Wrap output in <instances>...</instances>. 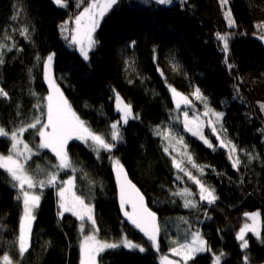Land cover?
Returning a JSON list of instances; mask_svg holds the SVG:
<instances>
[{"label": "trees", "instance_id": "obj_1", "mask_svg": "<svg viewBox=\"0 0 264 264\" xmlns=\"http://www.w3.org/2000/svg\"><path fill=\"white\" fill-rule=\"evenodd\" d=\"M63 2L58 6L54 0H0V44L4 45L0 88L8 94L0 96V126L11 133L34 122L35 116L47 122L44 62L52 55L51 78L72 111L108 141L111 124L118 123L122 140L114 142L110 153L101 149L99 156L89 147L90 140L69 142L65 152L73 171L53 167L59 160L51 150L37 148L40 137L34 129L18 135L36 153L21 160L27 174L45 179L58 171V183L42 192L39 187L30 190L40 195V201L33 210L28 250L21 257L23 199H17L20 193L12 187L16 182L0 168V264L6 254L13 264H81L80 244L86 233L95 230L81 232L75 216L58 214L59 187L70 178V191L93 209L98 240L120 243L126 238L145 248L143 253L124 247L106 249L98 254L97 264H162L165 257L185 264L171 249L190 241L192 231L200 232L210 251L196 254L187 264H213L214 256L221 253L220 264H245V256L247 264H264V111L260 108L264 45L258 39L264 33V0H227L223 5L221 0H171L168 5L118 0L93 33L97 43L88 60L60 27L92 0ZM25 30L27 38L21 34ZM218 33L228 36L227 63ZM170 88L191 99L197 110L207 111L206 100L208 108L223 114L217 129L225 148L211 136L208 147L185 131L184 115ZM197 88L204 100L193 97ZM117 94L138 118L127 124L120 121ZM181 138L184 143H177ZM11 144L9 138L0 137V155L7 156ZM17 148L28 155L23 144ZM189 154L204 169L202 176L188 163ZM229 155L239 159L237 168ZM173 158L215 190L213 204L200 201L197 185L178 173ZM113 160L119 161L155 214L158 250L121 211ZM184 188L192 195H173ZM186 199L197 207L186 208ZM253 212H259V236L247 233L248 248L242 250L236 234L248 222L245 214Z\"/></svg>", "mask_w": 264, "mask_h": 264}, {"label": "snow or ice", "instance_id": "obj_2", "mask_svg": "<svg viewBox=\"0 0 264 264\" xmlns=\"http://www.w3.org/2000/svg\"><path fill=\"white\" fill-rule=\"evenodd\" d=\"M117 2L118 0H103V3H100L98 0H92V2L89 3L87 7L83 8V11L75 16L74 22L76 24V28L72 31L70 42L71 44L78 46L79 52L84 60L89 59V53L94 49L97 43L93 37V33L99 26L100 19L103 18L108 10H110ZM147 2L148 0H144V3ZM155 2L159 5H168L171 3V0H155ZM54 3H56L58 6H64L63 0H54ZM225 3H227V0H221L222 5ZM230 16V12L225 13V18L229 20V25L232 26L233 22ZM64 30L65 29H62V31ZM21 34L25 35V38H27L26 30ZM259 38L264 40V35H261ZM217 40L223 44L222 51L225 54V62L227 63V55L229 52L228 36L218 33ZM3 47L4 45L0 44V50H2ZM8 50L11 51L12 49L10 48ZM52 59L53 56L49 55L47 60L44 62L45 80L49 81V95L46 97L47 122L44 123L41 119V116H35L34 122L28 123L26 127L21 126L18 130H13L11 133L7 132L4 127L0 126V137H7L12 141L9 154L7 156L0 155V168L5 169L10 174L12 181L16 182L12 184V187L18 189L20 195L17 196V199L19 200L22 197L24 205V214L20 221L18 238L19 254L21 257H23L25 252L28 250L31 233V221L35 219L33 215V209L39 205L40 201V195L30 190L39 187L42 192L45 187H57L58 171L49 173L45 179H37L33 176H29L25 170L24 163H22L21 160L23 159L26 161L31 157V155L36 153H33L32 149L29 148V145L24 143L22 139H18V135L22 136L23 133L27 131V129H34L40 137V142L37 145V148L50 149L55 154L57 160H59V165H54L53 167L57 168L58 170L73 168V171L76 169L69 161L68 155L65 152V145L67 144L68 140L72 139L73 137L85 143L90 140L92 144L89 145V147H91L92 150L97 153V156H99L101 149L110 153L115 147L114 142H119L122 140L121 130L118 127V123L111 124V141H108L104 136L92 132L85 125L84 121L80 120L75 112H72L71 108L67 104V101L64 100L63 95L60 94L59 88L55 86L54 82L49 80V69ZM2 62L3 53L0 51V63ZM231 67L232 65L229 64V68ZM170 91L172 92L173 97L180 96V99L184 102L186 107L191 105V102L187 97L181 95L175 89L170 88ZM54 93L59 94L58 99L55 97ZM7 95L8 94L2 88H0V96L7 97ZM193 96L196 99H205L198 88L193 93ZM116 102L117 111L120 113V121H122L124 124H127L130 118H138V116L133 115L131 105L125 104L118 94L116 95ZM36 107L41 112L43 111L39 104L36 105ZM176 107L177 109H180V104H177ZM205 108L207 111L204 113V115L207 116L211 114V116H215V123H219L223 114L213 112L210 108H208L206 100ZM260 108L262 111H264V104H261ZM183 115L185 118V131H189L192 133V135L198 136L205 145L212 147V144L203 135L199 116L193 114V118L190 120L188 112L185 111ZM190 124H195L196 129L193 130V128L189 126ZM38 125H40V127H37ZM208 126L212 127L213 134H216L217 139H220V136L217 134L216 128L211 119L208 121ZM157 134L160 133L157 132ZM164 138H167V134H165ZM177 143L183 144V138L178 140ZM19 144H23V149L27 152V156H24L23 153L18 150L17 145ZM221 147H224L223 141H221ZM165 152L168 153L167 148H165ZM13 153H15L16 158H14ZM231 153H236L235 146L231 147ZM254 158L255 157L249 155V159ZM229 159L233 161V168H237L240 164L238 158L233 159V155H229ZM187 160L193 168H197L199 170L201 176L204 174V169L199 168L190 154L187 156ZM172 163L173 167L177 169L178 173L183 172V174L187 176L189 180L193 181V183L197 185L199 189L200 201H206L209 205L216 201L217 196L214 189L206 186L201 179L194 176L191 171L183 167L182 162H177V160L173 158ZM113 170L116 171L117 182L120 183V173L123 172V168L119 165L118 160H113ZM177 180H182V178L177 175ZM72 184L73 181L70 178L63 181L62 185L59 187L58 196L60 198V211L58 214L62 216L64 212H72V214L76 216L79 221H81V232L84 231V221L85 218H87V221L91 223L92 229L98 231L96 228V221L92 215V208L89 205H86L85 201L79 196L73 195L71 201L66 199L65 194L71 190ZM173 195L191 196L192 193L188 188H184L182 191L173 193ZM126 204H131V212L126 210ZM120 206L121 211L127 220L141 232H143L147 239L151 242L152 247L158 250L159 245L157 235L160 229L156 223V216L154 213L148 211V209L144 207L143 197L135 189V187L127 181L126 177L124 178V183L120 184ZM184 206L186 208H195L197 207V204L195 201L186 199ZM245 216L248 220H251L252 223H245L236 234V240L240 241L239 246L242 250L248 248V241L245 239V234L247 232H252L253 234L259 235L256 232L255 227L257 214L246 213ZM95 231L92 235H85L80 244L81 264H97L98 254L104 252L106 249H117L124 247L129 250L138 249L141 253L145 251L143 246L134 244L132 241L127 240L126 238H124L120 243L100 241L96 238ZM190 236V242L186 240L184 243H181L177 247L171 249L173 255L182 256L185 264H187V261L192 259L196 254L210 251V249H208L206 246V241L203 239L199 231H192ZM173 243L175 244L177 242L173 241ZM222 255V253L220 255H215L213 264H220ZM2 259L3 264H13L12 260L7 254L4 255ZM244 259L245 264H247V256H245ZM162 264H175V262H170L168 261L167 257H165L163 258Z\"/></svg>", "mask_w": 264, "mask_h": 264}, {"label": "rangeland", "instance_id": "obj_3", "mask_svg": "<svg viewBox=\"0 0 264 264\" xmlns=\"http://www.w3.org/2000/svg\"><path fill=\"white\" fill-rule=\"evenodd\" d=\"M98 2H100V3H103V0H99ZM109 11V10H108ZM102 19V18H101ZM101 19H100V21H101ZM74 20H75V17L74 18H70V19H67L62 25H61V27H60V29H61V31H62V29H65L64 31H62V35L63 36H67V37H69L70 38V41H71V35H72V31L76 28V24H75V22H74ZM229 21V20H228ZM100 24V23H99ZM99 27V26H98ZM97 27V28H98ZM261 35H264V33L263 34H261ZM261 35H259L258 36V39L263 43V45H264V40H261L259 37L261 36ZM76 48H77V50L79 51V48H78V46L77 45H74ZM80 53V52H79ZM49 80L51 81V82H53V80H52V78H51V75H50V70H49ZM47 83H48V86H49V81H47ZM55 84V83H54ZM55 86L57 87V85L55 84ZM172 93V92H171ZM179 93V92H178ZM193 93L194 92H192V95H193ZM61 94V93H60ZM181 94V93H180ZM54 95H55V97L58 99L59 98V94H55L54 93ZM181 95H183V94H181ZM172 96H173V94H172ZM184 96V95H183ZM185 97H187V96H185ZM194 97V96H193ZM188 98V97H187ZM195 98V97H194ZM63 99H64V97H63ZM173 99H174V102H175V104L177 105V104H180V109H178V111H179V113L180 114H183L185 111L186 112H188L189 113V119L191 120L192 118H193V114H195V115H197V116H199V118H200V124H201V130H202V132H203V135L209 140V142L211 143V141H210V136L211 137H213L215 140H216V142H217V144L218 145H220L221 146V141H220V139H217V135L216 134H213V130H212V127H210V126H208V121H209V119H211L212 120V122H213V124H214V126H215V128H216V131H217V134H218V129H217V123H215V121L212 119V117H211V115L209 114V115H204V113L206 112V111H200L199 109V111L197 110V108H196V106H194L192 103H191V105L190 106H185V104H184V102L180 99V96H176V97H173ZM189 99V98H188ZM196 99V98H195ZM65 100V99H64ZM190 100V102H192L191 101V99H189ZM68 104V103H67ZM68 106H69V104H68ZM70 107V106H69ZM72 110V109H71ZM73 112V111H72ZM185 119V118H184ZM182 122H183V124H184V121L182 120ZM191 128H193V130H195L196 129V125L195 124H190L189 125ZM191 133V132H190ZM192 134V133H191ZM219 135V134H218ZM195 137H197L199 140H201L198 136H195ZM71 141H78V142H82V143H85V142H83V141H81V140H79V139H77V138H75V137H73L72 139H70V140H68V142H67V144L69 143V142H71ZM202 141V140H201ZM203 142V141H202ZM88 143V142H87ZM67 144L65 145V149H66V146H67ZM86 144V143H85ZM207 146V145H206ZM225 148V147H224ZM50 150V149H49ZM4 156V155H3ZM26 187V186H25ZM66 199L67 200H69V201H71V198H72V196L74 195L71 191H69V192H66ZM76 196V195H75ZM87 205V204H86ZM90 206V205H89ZM91 207V206H90ZM92 208V207H91ZM34 210V209H33ZM131 212V211H130ZM68 213H70V214H72V212H68ZM253 213H255V214H257V218H256V223H255V227H256V232L259 234V212H253ZM253 213H251V214H253ZM23 214H24V212H23ZM73 215V214H72ZM92 215H93V217H94V213H93V209H92ZM74 216V215H73ZM76 217V216H75ZM95 219V218H94ZM248 224H251L252 223V221L251 220H248V222H247ZM80 228H81V225H80ZM89 228H92L91 227V223L90 222H88L87 221V218H85V221H84V229H86V230H89ZM93 230V229H92ZM247 233H251L252 235H254V236H256V237H258L259 235H257V234H253L252 232H247ZM246 233V234H247ZM245 234V235H246ZM86 235H87V233H86ZM191 239V238H190ZM190 242V241H189ZM181 258H182V256H181Z\"/></svg>", "mask_w": 264, "mask_h": 264}, {"label": "water", "instance_id": "obj_4", "mask_svg": "<svg viewBox=\"0 0 264 264\" xmlns=\"http://www.w3.org/2000/svg\"><path fill=\"white\" fill-rule=\"evenodd\" d=\"M127 178V181L131 183V185H133L135 187V189L140 193V191L137 189V187L134 185V183L129 179L127 173L123 170V172L120 173V183L117 182L118 184V195H119V200H120V184L124 183V178ZM140 195L142 196V194L140 193ZM143 197V196H142ZM143 205L144 207H146L148 209V211H150V209L147 207L145 200L143 198ZM125 207L129 208L130 211H132V207L131 204H126ZM151 212V211H150ZM157 223V220H156ZM158 225V223H157ZM138 229V228H137ZM143 233V232H142ZM144 234V233H143Z\"/></svg>", "mask_w": 264, "mask_h": 264}]
</instances>
